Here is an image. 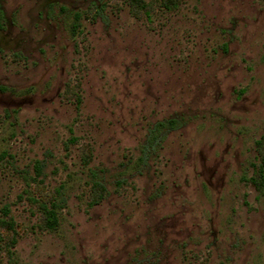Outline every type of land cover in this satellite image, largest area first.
<instances>
[{"label": "rangeland", "instance_id": "374dc122", "mask_svg": "<svg viewBox=\"0 0 264 264\" xmlns=\"http://www.w3.org/2000/svg\"><path fill=\"white\" fill-rule=\"evenodd\" d=\"M143 1L0 0V264H264V0Z\"/></svg>", "mask_w": 264, "mask_h": 264}, {"label": "trees", "instance_id": "16d2710c", "mask_svg": "<svg viewBox=\"0 0 264 264\" xmlns=\"http://www.w3.org/2000/svg\"><path fill=\"white\" fill-rule=\"evenodd\" d=\"M166 4H174L175 0H163ZM133 5L135 7L141 8L142 10H147L149 6L145 4L143 0H131ZM79 18V16H77ZM173 121H169V125H173ZM166 124L161 123L159 126L163 127ZM252 182L257 186V187H262L264 185V153L261 158V164L258 165L257 171L255 176L252 178ZM98 187H100V190L104 192V188L100 185L97 184ZM102 199V194L100 193L99 200ZM98 200V201H99ZM6 213L8 211L6 210ZM44 214H45V221L44 225L48 230H55L58 226V217L57 213L55 211V208L48 209L46 206H44ZM4 223V222H3ZM3 226H7L8 224H2Z\"/></svg>", "mask_w": 264, "mask_h": 264}]
</instances>
